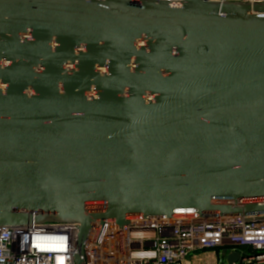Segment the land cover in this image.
<instances>
[{"label":"water","instance_id":"95a60500","mask_svg":"<svg viewBox=\"0 0 264 264\" xmlns=\"http://www.w3.org/2000/svg\"><path fill=\"white\" fill-rule=\"evenodd\" d=\"M254 214L264 4L0 0V230Z\"/></svg>","mask_w":264,"mask_h":264},{"label":"built area","instance_id":"2783aa9c","mask_svg":"<svg viewBox=\"0 0 264 264\" xmlns=\"http://www.w3.org/2000/svg\"><path fill=\"white\" fill-rule=\"evenodd\" d=\"M179 2L184 0H163ZM264 4V0H205ZM35 216V214H34ZM134 216L128 225L97 224L85 241V264H191L200 250L225 249L214 264H264V217ZM78 228L32 223L0 230V264H75Z\"/></svg>","mask_w":264,"mask_h":264},{"label":"crops","instance_id":"0c3cea01","mask_svg":"<svg viewBox=\"0 0 264 264\" xmlns=\"http://www.w3.org/2000/svg\"><path fill=\"white\" fill-rule=\"evenodd\" d=\"M225 249L200 250L190 257L191 264H214L219 259L224 258ZM227 262V261H226Z\"/></svg>","mask_w":264,"mask_h":264}]
</instances>
